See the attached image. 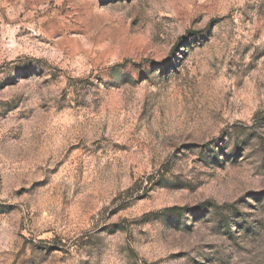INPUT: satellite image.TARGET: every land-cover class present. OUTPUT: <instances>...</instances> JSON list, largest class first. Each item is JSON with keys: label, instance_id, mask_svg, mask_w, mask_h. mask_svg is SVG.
Segmentation results:
<instances>
[{"label": "rangeland", "instance_id": "374dc122", "mask_svg": "<svg viewBox=\"0 0 264 264\" xmlns=\"http://www.w3.org/2000/svg\"><path fill=\"white\" fill-rule=\"evenodd\" d=\"M0 264H264V0H0Z\"/></svg>", "mask_w": 264, "mask_h": 264}]
</instances>
